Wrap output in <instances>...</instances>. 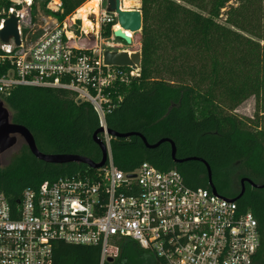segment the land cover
Instances as JSON below:
<instances>
[{
  "label": "trees",
  "instance_id": "1",
  "mask_svg": "<svg viewBox=\"0 0 264 264\" xmlns=\"http://www.w3.org/2000/svg\"><path fill=\"white\" fill-rule=\"evenodd\" d=\"M37 1L46 7L47 0ZM88 1L63 0L58 18L74 14ZM140 9L141 75L112 90L113 99L121 96L122 101L107 115L108 128L139 132L151 144L172 139L177 158L209 163L213 183L225 197L240 195L244 178L264 184V0H141ZM10 68V63L0 65V76ZM251 97L256 98L255 117L239 116L236 110ZM0 99L11 110L12 121L31 130L42 152L101 161L93 138L100 126L98 114L90 102L78 101L74 91L19 86ZM112 154L124 171L149 162L162 171L177 169L192 188H211L206 164L176 162L169 142L151 149L137 135L114 137ZM97 172L85 163L45 162L25 146L11 165L0 167V193L17 208L27 188ZM245 187L237 203L258 219L261 247L255 262L264 264V188L248 182ZM116 253L105 264H162L129 237L119 239ZM101 258V246L55 243L54 264H101Z\"/></svg>",
  "mask_w": 264,
  "mask_h": 264
},
{
  "label": "built area",
  "instance_id": "2",
  "mask_svg": "<svg viewBox=\"0 0 264 264\" xmlns=\"http://www.w3.org/2000/svg\"><path fill=\"white\" fill-rule=\"evenodd\" d=\"M37 2L10 0L5 7L0 1V31L14 15L21 38L17 45L0 37V65H11L0 76V98L19 86L68 89L90 102L99 127L108 128L107 115L122 101L113 99L112 90L140 77L141 67L108 65L104 54L141 52L136 33L131 44L115 36L121 25L108 0H99L89 15L93 33L80 8L60 20L63 0H47L42 9H35ZM100 136L109 157L97 174L65 175L27 188L17 208L0 193V264H54L57 241L101 246L105 264L116 257L122 237L153 251L162 264H256L261 234L253 212H242L237 201L211 188L188 186L177 169L144 162L124 171L113 160L114 137L107 131Z\"/></svg>",
  "mask_w": 264,
  "mask_h": 264
},
{
  "label": "water",
  "instance_id": "3",
  "mask_svg": "<svg viewBox=\"0 0 264 264\" xmlns=\"http://www.w3.org/2000/svg\"><path fill=\"white\" fill-rule=\"evenodd\" d=\"M108 11L116 12L118 14V21L121 27L124 30H130L133 33L141 32L143 29V12L141 9H124L122 8V0H108ZM94 21V19H92ZM115 36L123 39L126 43L131 44L132 39L127 37L123 30L115 31ZM0 37L4 42L9 43L12 38L15 39L17 45L21 43V38L18 30V19L12 15L9 17L5 23L4 28L0 31ZM105 62L108 65L119 66V67H141L142 64V52H137L132 55H129L127 51H106L105 54ZM103 131L109 132L113 137H123L128 138L134 135L140 136L145 145L148 148L154 149L159 147L161 144L165 142L171 143L172 146V157L176 162H184L189 160H200L204 162L207 166L209 173V182L210 186L214 193L219 194L214 183H213V173L212 168L207 161L197 157H188L179 159L177 158V146L176 143L170 138H163L156 143L151 144L148 142L146 137L139 132H128V133H118L110 130L106 127H99L94 135V141L101 149L102 158L101 161L96 162L91 158L86 156L78 155V154H50L42 152L36 142L34 134L31 132L29 128L25 125L18 124L12 121V114L9 108L6 106L4 100L0 99V155L7 150L14 147L19 137L23 138L32 151V153L39 158L48 163L55 164H64L71 162L85 163L89 167L94 169H100L104 167L108 161L109 152L108 147L104 140L101 138L100 134ZM250 183L255 188H264V184H258L254 181L244 178L242 179V191L240 195L235 198H231L234 201H237L241 198L246 190L245 183ZM114 258H108V261H113Z\"/></svg>",
  "mask_w": 264,
  "mask_h": 264
},
{
  "label": "rangeland",
  "instance_id": "4",
  "mask_svg": "<svg viewBox=\"0 0 264 264\" xmlns=\"http://www.w3.org/2000/svg\"><path fill=\"white\" fill-rule=\"evenodd\" d=\"M89 1H92V0H89ZM138 2L139 3L137 5H134L133 7H141L140 0ZM106 3H107V0H106ZM38 6L42 9V4L40 1H38ZM88 20H89V17H88ZM140 37H141L140 32H136L135 38H137V40L141 43ZM10 112H11V110H10ZM236 113L241 117L253 119L256 115L255 114L256 113V98L251 97L250 99L245 101L236 110ZM25 146H28L26 144L25 140L23 138L19 137L18 142L14 147H12L11 149L7 150L6 152H4L0 155V167L5 168V167H8L9 165H11L16 160V158H18L23 153Z\"/></svg>",
  "mask_w": 264,
  "mask_h": 264
},
{
  "label": "bare ground",
  "instance_id": "5",
  "mask_svg": "<svg viewBox=\"0 0 264 264\" xmlns=\"http://www.w3.org/2000/svg\"><path fill=\"white\" fill-rule=\"evenodd\" d=\"M139 0H123V5L127 9H131L134 5H137ZM96 3V4H95ZM99 0H92L87 3H85L82 7H80V14L83 17L84 21V27L86 30H88L89 33H93V28L95 27V24L92 23V21L88 20V17L91 13H95L98 10ZM117 31L123 30L127 37L132 39V31L130 30H124L122 27L117 26Z\"/></svg>",
  "mask_w": 264,
  "mask_h": 264
},
{
  "label": "crops",
  "instance_id": "6",
  "mask_svg": "<svg viewBox=\"0 0 264 264\" xmlns=\"http://www.w3.org/2000/svg\"><path fill=\"white\" fill-rule=\"evenodd\" d=\"M140 2H141V0H140ZM138 8L140 9V7H137L136 9H138Z\"/></svg>",
  "mask_w": 264,
  "mask_h": 264
},
{
  "label": "flooded vegetation",
  "instance_id": "7",
  "mask_svg": "<svg viewBox=\"0 0 264 264\" xmlns=\"http://www.w3.org/2000/svg\"><path fill=\"white\" fill-rule=\"evenodd\" d=\"M121 40H123V39H121ZM124 41V40H123ZM125 42V41H124ZM126 43V42H125Z\"/></svg>",
  "mask_w": 264,
  "mask_h": 264
}]
</instances>
